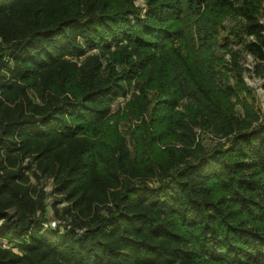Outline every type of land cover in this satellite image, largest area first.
Here are the masks:
<instances>
[{
    "label": "trees",
    "instance_id": "16d2710c",
    "mask_svg": "<svg viewBox=\"0 0 264 264\" xmlns=\"http://www.w3.org/2000/svg\"><path fill=\"white\" fill-rule=\"evenodd\" d=\"M146 3L0 0V264L263 257L264 114L240 54L263 78L264 0ZM119 119L139 120L132 151Z\"/></svg>",
    "mask_w": 264,
    "mask_h": 264
},
{
    "label": "rangeland",
    "instance_id": "374dc122",
    "mask_svg": "<svg viewBox=\"0 0 264 264\" xmlns=\"http://www.w3.org/2000/svg\"><path fill=\"white\" fill-rule=\"evenodd\" d=\"M133 5L137 8H139L141 15H144L147 11V3L146 0H133ZM232 24V19L229 16H226L222 20V25L228 28ZM125 42V40H123ZM174 45L176 47L180 46L182 43L180 40L176 39L174 40ZM93 51H90V53ZM240 62L242 64V67L244 68V79L246 83L253 89L254 95H255V104L257 110L262 114V110L264 109V77H258L254 74L252 70H249L250 67H254V60L251 56H249L246 52H241L240 54ZM167 78V77H166ZM133 88H130L129 91L124 95L119 97L114 103L112 104V110L113 111H119L120 115H122V112L125 110V104L130 99L131 94L133 92ZM152 93V91H151ZM187 102L185 98H180L177 100V103L175 105V108L177 110H182L184 108V104ZM238 108V107H237ZM116 120V119H115ZM114 121V120H113ZM111 121V123L113 122ZM139 120L132 119L131 121H125L123 119H119L117 121L118 129L120 130L121 134L124 136L126 143L129 147V149L133 150L134 140L131 136V132L133 130L134 124L138 123ZM198 137L201 139L202 143L206 148L213 145L215 142H217L218 138L214 136L212 133L208 131H201L196 130ZM31 183L36 184V181L33 177H31ZM39 187L43 188V191L46 193V201L48 203L47 205V215L49 217V221H57L58 218L55 215L54 208L52 205V202L54 199L61 198L60 195H57L53 192V181L51 178L42 180L39 184ZM66 204L65 201L56 202V207L59 209L60 207L64 206ZM4 243V242H2ZM1 243V244H2ZM252 264H264V255L263 257L258 258L255 262Z\"/></svg>",
    "mask_w": 264,
    "mask_h": 264
},
{
    "label": "built area",
    "instance_id": "2783aa9c",
    "mask_svg": "<svg viewBox=\"0 0 264 264\" xmlns=\"http://www.w3.org/2000/svg\"><path fill=\"white\" fill-rule=\"evenodd\" d=\"M249 56H251V55L249 54ZM252 59H253V57H252ZM248 67L250 68L249 70H252L254 72V67L253 66L252 67L248 66ZM262 114H264V109L262 110ZM59 222H60L59 220H58V222L57 221H53V220L52 221H48L47 223L44 224V227H48V226L55 227ZM1 246L2 247H7L5 242L2 243Z\"/></svg>",
    "mask_w": 264,
    "mask_h": 264
}]
</instances>
